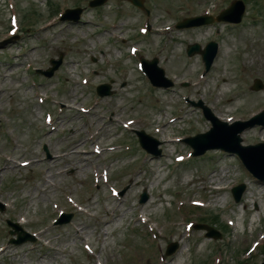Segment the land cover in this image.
Returning <instances> with one entry per match:
<instances>
[{
	"label": "rangeland",
	"instance_id": "obj_1",
	"mask_svg": "<svg viewBox=\"0 0 264 264\" xmlns=\"http://www.w3.org/2000/svg\"><path fill=\"white\" fill-rule=\"evenodd\" d=\"M229 1L145 0L153 28L141 34L147 17L127 0H107L101 7H90L89 0H0V40L10 36V13L20 18L18 37L0 48V201L7 204L0 211V247H9L0 253V264L264 260L261 181L235 155L209 151L190 157L182 141L211 126L187 99H201L223 120L225 114L247 119L264 109V88L251 89L257 78L264 84V2L258 13L252 8L258 0H243L246 13L238 25H173L207 9L217 14ZM77 5L84 7L78 21L59 20ZM52 8L60 14L50 17ZM209 40L220 49L204 73L201 56L189 57L186 48ZM60 55L63 63L54 76H40L36 68L49 67ZM141 56L158 57L175 85L151 87L138 67ZM107 81L114 91L99 97L95 85ZM46 113L53 116L50 123ZM131 129L160 140L161 155L144 151ZM241 136L244 145L264 142V127ZM44 142L53 159H45ZM240 183L245 190L236 202L231 188ZM219 184L224 189L217 191ZM144 191L148 199L140 203ZM193 200L205 206L195 208ZM60 211L72 212V221L53 224ZM210 213L219 215L217 227L229 224L220 239L194 226L204 216L210 221ZM8 219L21 222L35 241L10 242L18 234L10 232ZM172 241L180 247L166 256ZM254 241L261 246L250 251Z\"/></svg>",
	"mask_w": 264,
	"mask_h": 264
},
{
	"label": "water",
	"instance_id": "obj_2",
	"mask_svg": "<svg viewBox=\"0 0 264 264\" xmlns=\"http://www.w3.org/2000/svg\"><path fill=\"white\" fill-rule=\"evenodd\" d=\"M132 1H133L134 3H136V4H140V1H139V0H132ZM100 3H102V0L92 2L91 4H92V5H96V4H100ZM81 11H82V10L79 9V8L73 10V12H74L76 18L79 17ZM230 19H233V20H239V19H240V16H237V17H230ZM183 25H187V23H183ZM193 47H194V46H193ZM193 47H190L189 52H191V51L193 50ZM195 48H196V47H195ZM207 55L209 56L210 53H208ZM53 63L55 64V66H54L52 69H50V71H49V73H48L49 75L53 73L54 69L58 66L59 61H58V62H57V61H54ZM145 66H146V69L151 73V76H152V79H153L154 82H157V83H163V85H165V86L171 84L170 81L165 80L163 71H161L160 69H157V67H156V60H154L153 62L145 61ZM162 80H163V81H162ZM261 86H262V85L259 84V85H257L256 87H261ZM207 112H208V110H207ZM208 115H209L210 117H212V114L208 113ZM212 120L217 124V125H216L217 127H216L215 131H213V130H214V129H213L211 132L205 134V136H202V137H206V136H209V135H211V137H217V133H218V134H221V133H220L221 130H227L228 125H227L226 123L219 122V121L216 120L214 117H212ZM239 130H240V128L235 129V131L233 132V134H237V132H238ZM217 131H218V132H217ZM225 134L231 136V133H230L229 131H227ZM141 135H142V139H141V141H142L143 145H144L147 149H149V150H156L158 142H157V141H153L154 144H152V143H150V141H152L153 139H150L149 137L144 136L143 134H141ZM144 137H146V138L143 139ZM236 139H237V137H236ZM201 141H202V139H200L199 137L193 139V142H194L195 144H198V143L201 142ZM223 145H227V142H224L223 140H218V141L214 142L213 144H209V145H207L205 148H207V147H223ZM205 148H204V149H205ZM237 148H238V140H237V142H236V147L233 148V150H236ZM68 219H69V216L67 215V216H65L64 221H67ZM176 246H177V245H174V246L172 247V249L170 250V252H172V251L176 248Z\"/></svg>",
	"mask_w": 264,
	"mask_h": 264
},
{
	"label": "bare ground",
	"instance_id": "obj_3",
	"mask_svg": "<svg viewBox=\"0 0 264 264\" xmlns=\"http://www.w3.org/2000/svg\"><path fill=\"white\" fill-rule=\"evenodd\" d=\"M226 81H227V80H226ZM163 131H165V130H163ZM243 136H245V134H244ZM259 185H263V186H264V184H259ZM8 249H9V247H5L3 253H7V252H8Z\"/></svg>",
	"mask_w": 264,
	"mask_h": 264
}]
</instances>
